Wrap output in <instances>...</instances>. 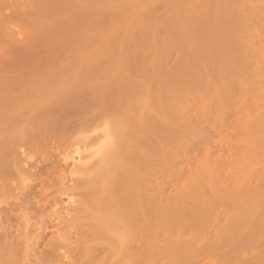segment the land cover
I'll list each match as a JSON object with an SVG mask.
<instances>
[{
	"label": "rangeland",
	"instance_id": "374dc122",
	"mask_svg": "<svg viewBox=\"0 0 264 264\" xmlns=\"http://www.w3.org/2000/svg\"><path fill=\"white\" fill-rule=\"evenodd\" d=\"M234 1L0 0V86L7 88L8 85L13 93L9 92L5 99L10 104L18 96L28 101L37 86L44 84L47 88L60 78L57 89L54 91V86L51 89L58 94L60 87L59 92L65 89L67 93L56 95L51 90L50 94L48 86L42 92L48 94L38 95V101L47 99L39 100L42 95L48 99L59 95L68 98L71 91L78 102L83 98H87L83 102H92L89 111L106 114L103 119L93 121L88 130L75 133L69 139L68 150L80 148L81 155L88 160L82 172L89 179H98L106 163L105 155L97 150L107 140L103 132H111L122 123L131 126V118L134 120L133 115L137 113L140 123L146 118L153 120L150 126L138 121L141 126L132 124L138 126L133 125L134 128L153 126L156 130L155 133L152 129L158 154L156 194L162 198L157 205L156 243L165 245L164 252L160 253L163 257H158L156 264L171 263L164 260L165 254H171V260H176L175 249L181 252L176 251L175 256L180 257L183 241L186 247L189 239L200 242L208 237L211 242L224 240L232 233V244L228 242L241 253H233L234 247H229L233 255L216 261L205 259L197 264H253L255 259L264 264V0ZM237 6L241 9L239 12ZM240 23L245 25V33L243 28L240 30L241 25L237 28ZM237 29L244 37L236 36ZM218 31L225 36L221 37ZM213 34H216L215 40ZM218 34L220 40L216 37ZM233 37L246 39L241 43L246 42L245 46L237 47L238 41ZM223 53H229L226 57L231 55L234 61L227 63ZM117 56L121 60L123 57V62ZM116 61L121 62L118 65ZM57 74L60 77L55 78ZM119 74L122 81L118 79ZM118 91L121 93L117 94ZM102 96L107 103L100 101ZM113 98H120L119 103ZM36 100L33 99L35 103ZM115 102L120 104L118 111H123L124 121L112 119ZM125 114L130 115V124ZM162 132L172 134L171 139L165 138L168 150L163 147L166 140L163 136L159 138ZM254 190L263 192L257 197V203ZM250 191L255 200L254 203L250 199L255 204L253 208L249 206L250 201L249 207L247 203L240 205ZM240 195L245 196L243 200ZM166 203L170 206L169 218L164 217L167 211L160 207ZM242 205L245 211L247 208L253 211L249 210L246 216L241 213L245 212ZM251 216L254 221L249 219ZM239 218L241 223L237 221ZM241 229H249L252 237L243 239L248 234L239 232ZM192 254L184 257L188 260L187 256Z\"/></svg>",
	"mask_w": 264,
	"mask_h": 264
},
{
	"label": "bare ground",
	"instance_id": "6f19581e",
	"mask_svg": "<svg viewBox=\"0 0 264 264\" xmlns=\"http://www.w3.org/2000/svg\"><path fill=\"white\" fill-rule=\"evenodd\" d=\"M85 9L87 10V7ZM239 9L240 7L237 6L238 12ZM224 11L226 12V10ZM238 25L237 28L240 29L242 26L241 23ZM242 28L244 30V28H246L245 25H243L240 30H242ZM180 29L179 31L183 32V30L181 31ZM236 31V36L237 34H240L244 37V34L238 29ZM245 31L246 30L242 32L245 33ZM218 33L222 32L218 31ZM215 35L213 34V40H215ZM219 35L220 34L216 37ZM222 35L225 36L223 33L220 36L223 37ZM237 37L233 38L236 39ZM243 37L241 36L240 38ZM244 40H237L239 45L236 46H245L246 42L241 44ZM202 43L203 42H201V44ZM220 46H222V44L219 45V47ZM236 49L237 48L234 46V50ZM190 50L192 51V49ZM229 53H223V57L224 59L228 58L226 59V61L228 60L227 63H229V61L232 63V61H234H231L232 56L227 55L228 57H226L225 55ZM118 60H121V58ZM121 61L123 62V57ZM120 62H117V64H120ZM231 63L228 66H231ZM63 69H65L64 66ZM119 73L123 72L119 70ZM222 73L224 75L225 72L223 71ZM152 75L156 74L153 73ZM57 76L59 75L57 74L54 77L56 78ZM121 76L119 74L118 79H121L122 81V78H119ZM48 77L51 78L49 75ZM62 78L61 80H63ZM124 78L125 77L123 76V79ZM59 79H55V82L57 80L59 82ZM48 81L50 80H45V82ZM57 83L51 85L54 86L52 87L54 88V91L57 89L55 87ZM1 86L0 264H156L157 258L163 257L161 254L164 252L163 249L165 245L163 244L164 246H162V244L156 243L157 232L159 231L157 227V205L159 206L158 201H161L162 198H157L156 194L157 173L155 165L158 155L156 152V130H154L155 127L153 128L152 125L151 128H148L151 124L150 122L153 124V120L150 121L146 118V120L149 121V123H147L146 120L142 119V122L145 121L144 123L146 125L148 124V126L144 125L145 128H134V126H136L134 124L137 121H141V118H137L138 113L135 114L134 112V120L132 119L133 117L131 118L132 123L134 122V124H132L128 117L130 115L128 114L127 116L126 113L125 115L128 117V121H130L129 124L131 123V126L134 125L132 128H130L131 126H126L122 123L121 126L111 132H103L102 136L107 140L101 143L97 150L98 152L103 153L101 154L102 156L105 155L106 163L104 167H101L102 170L100 169L101 176L98 179L95 178L97 180H91L84 172H82V166L86 165L88 160L81 155L80 148L68 150L69 139L75 133L88 130L93 121L99 118L103 119L106 116L105 112L89 111V106L92 102H85L87 98H83V100L85 99L84 102L83 100L78 102L79 99H77V96H75L74 93L72 94L71 91L68 92V94L71 93L70 96H67L68 98L65 96H63L65 98H61V95H59L48 99V97L43 96L47 92L45 94L42 92L46 91L49 85H47L46 88L44 84L37 86L32 95H29L30 97L33 96L31 101L29 100L30 97H28V101L31 103L30 105L27 104L28 101H23L24 98L21 100V96L20 99L18 96V100L13 99L14 101L16 100L15 103L12 100L13 104H10V101L8 102V100L5 99L10 95L8 94L10 89H8V85L7 88ZM11 86H13V84ZM17 86L19 87L20 84H17ZM51 86H49L50 94L51 90L52 93H55L53 92V89H51ZM14 87H16V85ZM58 88V94L61 92H63V94L65 92L67 93V91H64L65 89H61L63 91L59 92L60 87ZM25 90L27 91V89ZM153 92L156 93V90ZM41 93L43 95L39 96V100L41 97L47 98L48 100L46 99L42 101L41 99V102L38 101L37 96L41 95ZM120 93L121 92L118 91L117 94ZM55 94L58 95L57 93ZM34 96L36 97L34 98ZM102 97H100V101L103 99V101L107 103V99L105 100V97ZM33 99H37L36 103ZM123 99L124 98L122 97L121 103H123ZM135 99L136 98H134V100ZM114 100L119 103L120 98ZM106 103H104V106L107 105ZM117 103H113L116 112L112 116V119L121 122L124 113L121 114L123 112L122 109L121 113L118 111L120 104ZM24 105L25 109L23 108V110L21 108ZM122 106H124V104L121 105V107ZM19 109L21 111H18ZM130 110V113L132 114V109L130 108ZM139 116L141 117V115ZM148 116L146 115V117ZM149 117L152 118L151 116ZM135 118H137L136 121ZM136 124L138 125V123ZM94 133L97 135V132ZM166 134L162 132V135H159V138L161 139L162 136V139H165L166 137L168 138V136L169 138L172 137L171 133ZM165 145L168 146L167 140L163 147H165ZM165 148L168 150V147ZM167 150L165 149V152ZM18 152L20 154H18ZM257 192L258 191H255V193L253 192V197L256 198V203L257 197L262 195L264 191ZM251 193L252 191L249 192L250 195ZM249 194H247L248 197L247 195L246 197L240 195L241 200H243L244 197L246 199L244 200V203H240V205L247 203L246 205L248 206V202L250 201L249 203L251 205L249 204V206L250 208H253L255 200L252 195L249 196ZM63 199H65L66 202L63 201ZM250 199H253L254 201H252L254 203H252ZM167 205V203L165 205L160 204V207L163 206L164 210L167 211V214H163L165 215V218L170 217L168 215V209L170 206L168 205V207ZM241 207L242 210H246L243 208L244 205ZM249 210L253 211V209L247 208V211H241V213H245L247 216ZM165 211H163V213H165ZM161 217L163 216L161 215ZM251 217L249 219L253 220V217ZM240 218L237 220L238 222L240 221ZM243 222L245 221H242V223ZM248 230L249 229L245 230L247 231L245 234H248V236L246 235V238L243 237L245 236L244 234L241 235L245 240L248 237H252L251 235L249 236L251 233ZM242 231H244V229H241L239 232L242 233ZM235 233L236 234L234 235L238 236V232ZM233 237L232 233L229 236H226L224 240H213L211 242L208 237L200 242H195L196 240L189 239V243L186 247L184 246V241L181 243L183 248L181 255L183 256H175L176 251L178 254L180 252L179 249H175L174 252H172L176 260H171V254L164 255V258L170 257V259H163L168 261V263L170 261L171 263L169 264H197L205 259L213 261L223 259L224 257L226 258L228 254L233 255V253L239 252V249L236 251L237 246L234 247V245H230L232 242L230 239H233ZM253 237H256L255 239H257V236ZM239 239L242 238L239 237ZM228 241H230V243ZM170 242H172V240ZM194 242L196 245H192L195 244ZM227 242L229 245H227ZM177 243L175 244L178 246ZM156 245H158V248ZM171 245L169 246L170 248L172 247ZM229 247H234L231 248L233 253H230L231 249ZM165 249L166 253L167 248ZM243 251L245 253V250ZM250 252L252 253V251ZM188 253L194 254L187 256L190 258L187 260L184 256ZM239 253H241V251ZM179 258L180 260H178ZM258 260L259 259H257L256 262L255 259L254 262L259 264Z\"/></svg>",
	"mask_w": 264,
	"mask_h": 264
}]
</instances>
